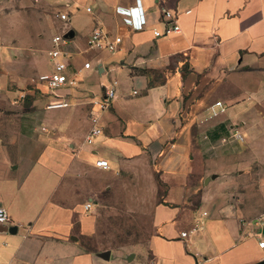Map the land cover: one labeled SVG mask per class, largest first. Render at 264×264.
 <instances>
[{"label":"crops","instance_id":"crops-1","mask_svg":"<svg viewBox=\"0 0 264 264\" xmlns=\"http://www.w3.org/2000/svg\"><path fill=\"white\" fill-rule=\"evenodd\" d=\"M59 2L75 32L71 52L87 45L96 27L123 39L115 54L86 53L93 68L82 75L94 70L103 90L113 73L125 69L138 89L114 80L117 101L104 114L103 133L92 145L85 142L92 124L84 136L75 138L65 135L64 120L52 115L36 112L43 123L33 130L28 119L25 126L16 115L0 111L1 157L9 169L23 166V172L10 177L0 191V206L10 215V227H18L15 235L0 233V264H263L264 249L252 237L260 230L243 223L263 214L264 206L256 210L244 197L231 199L240 194L226 190L225 176L212 168L235 170L242 162L212 151L219 148L221 138L231 149H245L262 139L258 132L264 126L256 129L251 124L250 110L243 117L239 111L237 121L222 115L228 104L247 100L255 103V117L263 121L257 107L264 105V82L250 90L241 81L264 80V0ZM130 8L137 10L135 18ZM164 11L177 17L182 32L156 38L154 31L165 29ZM35 83L36 93L45 88L38 79ZM42 96L46 104L51 99L46 89ZM71 102L75 105V99ZM218 102L225 112L213 117L211 109ZM49 126L56 131L50 134ZM98 160H107L111 168L99 170ZM256 163L254 157L248 161ZM127 170H133L157 198L153 234L129 254L104 251L111 252L104 260L102 252L85 249L96 234L97 205L95 197L82 201L81 195H87L80 190L88 188L84 181L89 172L114 177ZM206 178H211L208 184ZM240 178L249 179L243 171ZM212 180L220 183L210 188ZM87 204L92 205L89 211Z\"/></svg>","mask_w":264,"mask_h":264},{"label":"rangeland","instance_id":"rangeland-1","mask_svg":"<svg viewBox=\"0 0 264 264\" xmlns=\"http://www.w3.org/2000/svg\"><path fill=\"white\" fill-rule=\"evenodd\" d=\"M58 2L59 0H0V111L7 112L10 116L16 115L17 119L13 117V120L16 119L19 124L25 126L28 119V124L33 130L35 127L38 128L39 123H43L39 122L42 117L39 118L37 113H46L54 116V120H64L62 131L65 135L81 138L91 126L88 118L92 101L96 96L102 95L101 77L94 70L79 77L78 89L74 88L73 95L70 94V98L75 99V105L72 102V106L68 109L47 112L46 102L42 101V92L45 88H41L43 90L40 91L41 93H36L35 89L37 79L53 71L54 66L48 54L52 49V38L57 34L62 35L70 28L69 24L65 26L58 19V14L62 13L63 9L62 3ZM86 48L85 44L81 48L77 47V52ZM87 58L85 54H78L71 63L77 68L83 67ZM127 72L125 69L115 72L109 79L117 80L119 86H130L131 90L138 89L137 85H131L129 82L131 79L127 78ZM262 82L264 80H243L241 86L256 90ZM21 90L26 92L25 100L19 99ZM15 101L18 103L14 104ZM228 106L229 109L222 115L223 118L237 121L236 114L239 111H241L240 117H243L247 114L245 112L250 110L248 114L251 115L248 119L254 122L251 124L255 125L256 129L257 126H264V105L257 107L258 115L263 121L255 117L257 114L255 110L253 112L254 102L245 100L240 105L228 104ZM27 111L30 114L28 117ZM47 125L50 124L47 122ZM12 126L16 128L17 125L14 122ZM49 130L50 134L56 131L51 129V126ZM258 134L262 139L248 148L231 149L226 140L221 141V138L219 148L212 151H221L226 157L237 158L242 162L235 170L230 166L212 169L225 176L222 182L226 185V190L240 194L232 195L231 199L234 202L244 197L256 210L264 206L263 189L261 190L262 187L264 188V131ZM225 136L227 134L220 135V137ZM242 136L245 137L244 141L247 140L246 133ZM226 139L229 142L228 138ZM240 140L243 138L241 137ZM253 157L258 163L249 165L248 161L253 160ZM241 171L248 174V181L240 178ZM22 172L23 166L15 170L9 169L0 153V191L4 187V182L10 177L14 179ZM85 179L84 185L88 188L82 186L80 192H85L87 196L81 195V199L85 201L86 198L95 197L97 205L94 211L97 222L96 234L92 240L85 243V249L100 252L113 249L129 254L136 248H142L141 245L153 234L152 209L157 202V198L151 195L149 188L141 184L133 170L118 173L114 177L94 171L85 174ZM206 180L207 178L204 184ZM219 183L220 181L212 180L210 188H215ZM241 192H244L245 196L241 195ZM258 232L264 237V230Z\"/></svg>","mask_w":264,"mask_h":264},{"label":"built area","instance_id":"built-area-1","mask_svg":"<svg viewBox=\"0 0 264 264\" xmlns=\"http://www.w3.org/2000/svg\"><path fill=\"white\" fill-rule=\"evenodd\" d=\"M131 18H135L137 10L129 9ZM87 12L91 13L92 9L87 8ZM58 19L68 25L69 15L67 13L58 14ZM165 29L163 31L155 30L154 35L156 38L168 37L175 34H180L182 29L178 23L177 17L171 11H164ZM71 31V28L67 29L62 35H55L52 38V49L48 52L50 61L53 63V71L49 74L41 75L38 78V82L45 87L46 92L51 99L45 106L46 110H59L66 109L72 106L70 98V90L77 88L79 85V77L82 76L84 70H90L93 68L91 61H86L82 68H74L71 63L75 55L86 54L90 51L107 52L109 54H115L120 50L123 43V39L120 36H114L105 31L102 27H96L87 40V48L82 52H71L69 46L72 44V40L67 38V35ZM62 92H68L63 94ZM137 94V92H134ZM20 100L26 99V92H21L19 96ZM118 98L117 82L110 81L109 84L104 87L102 95L95 97L91 104V110L89 119L91 121V129L86 137L85 142L88 145H92L96 138L103 133V127L101 125L104 114L112 108ZM212 116L217 117L221 113L225 112V107L221 102L216 103L212 109ZM96 167L99 170H109L111 168L110 163L107 160H98ZM91 204H87L85 209L89 211ZM11 218L7 210L0 206V226L10 227ZM244 227L253 226L257 230H264V213L255 218L252 221L244 222ZM196 232L200 230L198 226L194 229ZM187 233H183L182 236L186 237ZM244 233L241 234L242 238ZM252 237L259 241V245L264 249V240L260 233L254 234Z\"/></svg>","mask_w":264,"mask_h":264},{"label":"water","instance_id":"water-1","mask_svg":"<svg viewBox=\"0 0 264 264\" xmlns=\"http://www.w3.org/2000/svg\"><path fill=\"white\" fill-rule=\"evenodd\" d=\"M75 37V32L74 31H70L69 34L67 35V38L69 39H73ZM217 175H214L212 177V179H216ZM211 180V178H207L206 180V184L209 183V181ZM18 232V227L17 226H12V227H7V226H0V233H10V234H17ZM99 256L104 259V260H109L110 256H111V252L107 251V252H102L99 254ZM134 258V255H130L128 257V260H132ZM264 264V263H263Z\"/></svg>","mask_w":264,"mask_h":264},{"label":"trees","instance_id":"trees-1","mask_svg":"<svg viewBox=\"0 0 264 264\" xmlns=\"http://www.w3.org/2000/svg\"><path fill=\"white\" fill-rule=\"evenodd\" d=\"M150 86H152V84Z\"/></svg>","mask_w":264,"mask_h":264}]
</instances>
